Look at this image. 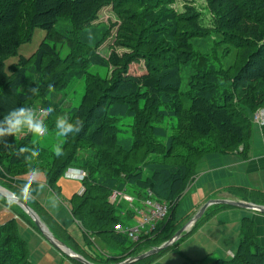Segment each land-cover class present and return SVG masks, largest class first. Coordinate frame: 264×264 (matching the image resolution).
<instances>
[{"label":"trees","instance_id":"trees-1","mask_svg":"<svg viewBox=\"0 0 264 264\" xmlns=\"http://www.w3.org/2000/svg\"><path fill=\"white\" fill-rule=\"evenodd\" d=\"M177 1L0 0V118L14 108L38 104L54 109L44 119L50 132H57L51 119L59 115L83 124L78 134L63 138L59 157L52 152L54 136L46 145L33 144L36 134L31 132L7 137V146L0 141V169L8 177L41 171L55 194L57 181L68 168L84 171L83 190L69 202L72 219L86 242L107 236L118 248H127L123 257L98 260L70 247L95 264L116 263L168 240L183 225L174 212L197 161L208 151L245 150L251 137L250 116L264 106V0H204L209 26L193 4L185 2L183 11L177 12L172 7ZM107 6L114 22L95 24ZM36 28L45 31L36 50L6 65ZM112 36L108 56L102 57L98 49ZM196 39L223 44L221 56L215 50H195ZM230 47L236 49L235 57L224 64L220 59ZM139 61L145 74L130 75L129 65ZM79 79L84 90L78 105L70 101L64 108L65 95L56 102L50 99L52 92L59 95ZM33 88L35 92L30 91ZM21 147L29 151L20 153ZM33 147L40 148L35 156ZM0 186L31 206L52 234L68 244L71 238L65 229L12 186L1 181ZM112 190L134 196L136 205L150 190L156 200L170 204L168 215L133 242L113 229L120 222L126 226L133 212L108 201ZM206 211L189 233L210 215ZM250 224L244 220L232 257L216 258L211 264H264V248L254 244ZM178 241L132 264H149ZM28 256L16 220L0 225V264H34ZM203 262L186 259L181 264Z\"/></svg>","mask_w":264,"mask_h":264},{"label":"crops","instance_id":"crops-1","mask_svg":"<svg viewBox=\"0 0 264 264\" xmlns=\"http://www.w3.org/2000/svg\"><path fill=\"white\" fill-rule=\"evenodd\" d=\"M98 23L103 22H97L95 24ZM103 24L108 25L109 22ZM71 85H69V87ZM66 93L64 94L65 100L63 102L69 103L73 98L70 96L69 92L66 91ZM30 109L37 118L45 119L47 114L42 116L39 113L41 107H39L38 104H34ZM256 111H254L253 114ZM253 114L250 116L251 119ZM27 133L28 132H25L16 137L21 138ZM241 150L242 148H240L238 152L235 151L224 154L208 153L198 161L196 165V174H198L196 183L199 184V187L191 198L193 213L208 199L240 200L264 205V126L251 121L249 145L245 150H242V152ZM70 168L78 169L75 167ZM198 170H201V172H198ZM66 172L58 179L57 187L58 194L62 193L66 195L65 201L68 213L70 214V199L75 194H81L83 187L81 185V180L72 178ZM0 181L12 186L11 188L16 192L31 200V202L39 208L38 210L41 211V213L54 220L55 225H60L65 229L71 238V240L69 239V241H67L69 247L80 254L86 253L91 257L99 258L97 254H93L91 250L86 247L82 239L80 240L72 231H69L67 227L62 224V221L56 217V213L52 211L51 204L56 200L58 194H55L46 185L43 172L34 171L24 175L22 174L18 177H8L0 169ZM190 190H192V188ZM259 195L263 200L259 201L257 197H255L254 200V196ZM14 205L15 204L12 202L0 197V225L5 224L9 220H16L20 236L22 231H24L27 236L26 238L21 236V238L27 243L28 254L29 248L37 249L43 247L46 254L51 257L53 264H61L62 257L64 258L65 255L63 256L58 250L54 252L52 246H50L40 233L29 224L27 218L21 215L20 211H16L15 208L17 205ZM244 220L251 222L250 226L254 244L264 248V214L248 209L224 205L221 208L219 207L216 211H213L196 228L192 238L194 239V246L193 250L188 253L189 256L201 259L220 256L224 258L221 260L229 259L235 253L241 241ZM76 224L79 226L78 222ZM53 259L55 260L53 261ZM70 264L74 263L70 261Z\"/></svg>","mask_w":264,"mask_h":264},{"label":"rangeland","instance_id":"rangeland-1","mask_svg":"<svg viewBox=\"0 0 264 264\" xmlns=\"http://www.w3.org/2000/svg\"><path fill=\"white\" fill-rule=\"evenodd\" d=\"M185 2L186 3L188 2L189 4H193V6L197 7L200 11H202L203 12L202 22L205 26H209L210 17L204 11V6H205L204 0H190V1H188V0L187 1H183V0L179 1L178 0L172 7L177 12H182L183 7L186 4ZM114 20H115V17L113 16V13L111 12V8L109 6H107V7L102 8L99 11L98 18L94 23H97V22L108 23V22H114ZM112 35H114V30L112 31ZM44 36H45L44 30L39 29V28L34 29L32 32L31 39L28 42L23 43L19 47L16 56L9 57L5 61L6 65L10 64V63L17 62V59L19 56L29 57L36 50L39 43L43 40ZM216 38H218L220 40V37H214V39H216ZM112 42H113V36L108 38L99 47L98 53L102 57H106L108 55V53L110 51L109 46H111ZM211 42H212V44H211ZM192 44H193L194 49L201 52V53H206V52L215 50L216 54L219 56H221L222 48L224 47L223 44H220L218 46H214L212 39H196V40L192 41ZM117 52L121 53L122 51L119 49ZM235 53H236V49L230 47L229 48V54L226 57H221V59L220 58L219 59L224 64L228 63L234 59ZM128 72L132 76L134 75V76L139 77V76L145 74L146 70H145V66H144L143 62L139 61V62L131 63L129 65ZM83 90H84L83 79H79V80L75 81L69 87L68 90H65V91L69 92L70 96L73 98V100H72L73 104L78 105L80 102V99H81V95L83 94ZM65 91H62L61 93H59V95H56V93L52 92L50 99L52 101L56 102L59 97L63 96L66 93ZM56 97H57V99H56ZM75 98H77V99L75 100ZM66 106H67V103H64L63 107L65 108ZM51 120L53 123L55 122L54 119H51ZM53 136L55 137V141L57 140L56 143H58L57 132H50V131H48L43 136L36 134L35 137L32 139V143L35 145H37V144H42V145L45 144L46 145L49 140L53 141ZM240 148H238V149H240ZM233 152H235V151H233ZM205 153L214 154V153H217V151H214V152L208 151ZM83 159H85V158H83ZM172 161H171L172 163L177 164V162L173 158H172ZM196 165H197V163H196ZM195 170H196V167H195ZM198 172H201V170H198ZM197 179H198V174H196V172L192 173V176L190 177L189 181L186 184L185 189L182 192V194H183V195H181L182 198H181L180 202L178 203V206L176 207L175 212H174L175 219L179 220V221L183 220V224L193 214L192 207H191V205L193 203L191 202V198L193 197L196 189L199 187V184L196 183ZM191 188H192V190H190ZM255 197H257L259 201L263 200L260 195L254 196V200H255ZM65 198H66V195L59 193L58 196H56V200L51 204L52 211L54 213H56V217L62 221V224L64 226H66L69 231H72L74 235H76L78 238H80V240L82 239L83 243H85V244H87L88 242L90 243V244H87L86 247H88L93 254H97V256L100 257V259H98V260H101L106 256H108L109 259H112L114 257H119V256H122V257L125 256L124 254H125L127 248H124V247H121V249L118 248L117 245H114L113 243H111L109 241L110 238L107 236H105V237H97L96 236L94 238L91 237L90 239H88V242H86L83 233L81 232L79 226L76 224L77 222L74 221L71 218L70 214L68 213V208L66 205ZM212 206L207 208L206 216H208L209 213L211 214L213 211H216L220 207V206H213V207ZM15 209H16V211H20L21 215L26 217V214L20 209V207L16 206ZM190 230H189V232H190ZM195 230H196V228L191 233L184 232L182 234V236L178 239L179 241L175 244V246L172 249L162 252L160 255L156 256L149 264H181L182 262H185L186 259H188V258L189 259H196V260L201 259V258H192L188 254V253H190L191 250H193L194 239H192V238H193V233L195 232ZM21 236L25 237V238L27 237L24 231L21 232ZM52 249L54 250V252H56V249L54 247H52ZM28 258L34 264H53L51 257H49L46 254L45 249L43 247H40L37 249L29 248ZM64 258H66V257H64ZM64 258L62 257V263L61 264H70V261L67 260V258L66 259H64ZM216 258L224 259L223 257H220V256L209 257V258L205 259V262H203V264H211L213 262V260H215ZM54 260L55 259H53V261ZM98 260H96V261H98ZM56 264H58V263H56Z\"/></svg>","mask_w":264,"mask_h":264},{"label":"water","instance_id":"water-1","mask_svg":"<svg viewBox=\"0 0 264 264\" xmlns=\"http://www.w3.org/2000/svg\"><path fill=\"white\" fill-rule=\"evenodd\" d=\"M0 197L12 202L13 204L20 207V209L30 218L40 235L56 250L79 264H95L85 259L79 253L73 251L69 246L64 244L58 238H56L48 227L40 219L36 211L29 206L26 202L21 200L19 197L9 192L2 186H0ZM212 205H226L232 207H238L248 209L254 212L264 214V205L254 204L252 202L240 201V200H226V199H208L206 200L191 216L190 218L165 242L158 246L152 247L144 252H141L135 256H130L122 261L109 264H132L147 257L153 256L166 248L172 246L184 232H188L196 222L203 216L206 209Z\"/></svg>","mask_w":264,"mask_h":264},{"label":"built area","instance_id":"built-area-1","mask_svg":"<svg viewBox=\"0 0 264 264\" xmlns=\"http://www.w3.org/2000/svg\"><path fill=\"white\" fill-rule=\"evenodd\" d=\"M39 113L41 114L40 111ZM252 121L264 126V107L257 109L253 114ZM66 173L78 180H82L86 175L84 171L72 168L68 169ZM108 201L115 207L124 204L127 206V209L133 212V216L126 226L121 222L113 226L116 232L126 234L133 242H137L148 235L154 229L157 222L163 220L168 215L170 207L168 202L156 200L150 190H146V198H141L137 202L138 205L135 203L137 200L134 196L120 190H112Z\"/></svg>","mask_w":264,"mask_h":264},{"label":"clouds","instance_id":"clouds-1","mask_svg":"<svg viewBox=\"0 0 264 264\" xmlns=\"http://www.w3.org/2000/svg\"><path fill=\"white\" fill-rule=\"evenodd\" d=\"M35 88L30 91L35 92ZM54 111L51 105H45L40 109L41 115L44 116ZM82 121L79 119L70 120L66 115H59L55 119V128L57 129L58 143L53 147V155L59 157L63 154L62 146L64 139L72 134H78L82 129ZM48 131L47 125L43 119L37 118L34 112L24 106L14 108L7 112L0 118V141L5 142L7 146V137H15L25 132L35 133L37 135H45ZM29 151L27 148L21 147L20 153ZM40 151L39 147L31 148L33 156L37 155Z\"/></svg>","mask_w":264,"mask_h":264}]
</instances>
